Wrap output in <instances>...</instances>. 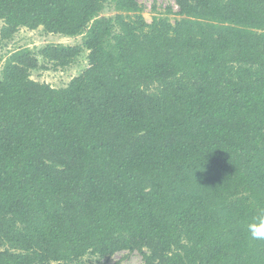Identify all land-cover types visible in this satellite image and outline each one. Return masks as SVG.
<instances>
[{"label":"trees","instance_id":"1","mask_svg":"<svg viewBox=\"0 0 264 264\" xmlns=\"http://www.w3.org/2000/svg\"><path fill=\"white\" fill-rule=\"evenodd\" d=\"M174 1L0 0L3 39L81 38L1 63L0 264H264V0Z\"/></svg>","mask_w":264,"mask_h":264},{"label":"rangeland","instance_id":"2","mask_svg":"<svg viewBox=\"0 0 264 264\" xmlns=\"http://www.w3.org/2000/svg\"><path fill=\"white\" fill-rule=\"evenodd\" d=\"M143 10V16L147 22L151 21L153 15L164 16L173 21L177 15L178 6L174 0H137ZM3 22L0 21V68L3 58L11 51L17 48L28 46L35 53L38 49L47 43H62L64 45H74L81 42L80 37H66L62 35L46 34L41 27L28 29L19 27L9 38L3 39L1 29ZM87 51L84 50L77 61L69 67L54 68L47 66L45 68L33 69L30 71V78L46 82L53 87L65 86L72 77L81 73L88 65ZM90 264H143L141 255L137 251L121 250L110 256L100 259L90 258Z\"/></svg>","mask_w":264,"mask_h":264},{"label":"clouds","instance_id":"3","mask_svg":"<svg viewBox=\"0 0 264 264\" xmlns=\"http://www.w3.org/2000/svg\"><path fill=\"white\" fill-rule=\"evenodd\" d=\"M248 231L252 239L264 240V214L258 216L253 222L249 223Z\"/></svg>","mask_w":264,"mask_h":264}]
</instances>
